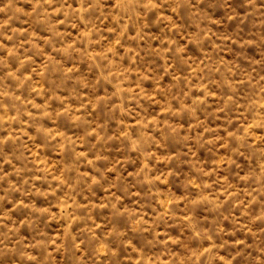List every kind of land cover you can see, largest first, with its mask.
<instances>
[{"label":"clouds","instance_id":"obj_1","mask_svg":"<svg viewBox=\"0 0 264 264\" xmlns=\"http://www.w3.org/2000/svg\"><path fill=\"white\" fill-rule=\"evenodd\" d=\"M0 261L264 264V0H0Z\"/></svg>","mask_w":264,"mask_h":264},{"label":"rangeland","instance_id":"obj_2","mask_svg":"<svg viewBox=\"0 0 264 264\" xmlns=\"http://www.w3.org/2000/svg\"><path fill=\"white\" fill-rule=\"evenodd\" d=\"M234 5H240L242 3V0H232ZM229 27H232V25H229ZM141 240L143 239V237L140 238ZM7 259V258H5ZM0 264H4V261H0Z\"/></svg>","mask_w":264,"mask_h":264}]
</instances>
